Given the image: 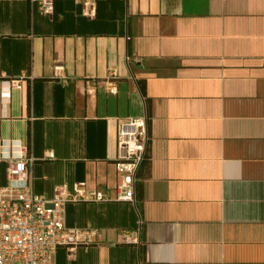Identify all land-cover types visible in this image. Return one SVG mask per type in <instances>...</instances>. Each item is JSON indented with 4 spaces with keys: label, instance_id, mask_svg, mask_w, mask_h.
<instances>
[{
    "label": "crops",
    "instance_id": "crops-1",
    "mask_svg": "<svg viewBox=\"0 0 264 264\" xmlns=\"http://www.w3.org/2000/svg\"><path fill=\"white\" fill-rule=\"evenodd\" d=\"M145 114L136 203H68L100 236L54 264H264V0H0V188L24 149L35 193L114 194L118 123Z\"/></svg>",
    "mask_w": 264,
    "mask_h": 264
},
{
    "label": "built area",
    "instance_id": "built-area-1",
    "mask_svg": "<svg viewBox=\"0 0 264 264\" xmlns=\"http://www.w3.org/2000/svg\"><path fill=\"white\" fill-rule=\"evenodd\" d=\"M86 15L95 13L96 0H78ZM45 13H52L54 0H39ZM117 72L110 73L107 83L117 92ZM17 81H11L10 85ZM9 95V90L4 92ZM150 140L149 121L145 114L119 121L117 127L116 168L118 181L114 194L102 188L90 190L77 183L73 191L58 185L52 197L34 192L30 179L33 159L24 149L10 156L7 175L11 183L0 188V264H54L59 246L73 249L89 245L100 236L99 229H76L67 225L70 202L128 201L136 203L137 174L144 161ZM48 156H52L49 152ZM122 241L139 242L138 231H123Z\"/></svg>",
    "mask_w": 264,
    "mask_h": 264
},
{
    "label": "trees",
    "instance_id": "trees-1",
    "mask_svg": "<svg viewBox=\"0 0 264 264\" xmlns=\"http://www.w3.org/2000/svg\"><path fill=\"white\" fill-rule=\"evenodd\" d=\"M146 158H147V155H146L145 159H146ZM145 159H144V160H145ZM142 163H143V162H142Z\"/></svg>",
    "mask_w": 264,
    "mask_h": 264
}]
</instances>
